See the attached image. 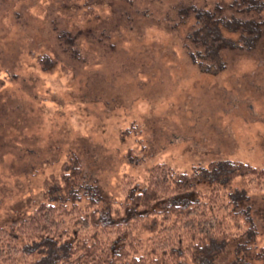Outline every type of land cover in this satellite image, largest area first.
<instances>
[{
  "label": "rangeland",
  "instance_id": "obj_1",
  "mask_svg": "<svg viewBox=\"0 0 264 264\" xmlns=\"http://www.w3.org/2000/svg\"><path fill=\"white\" fill-rule=\"evenodd\" d=\"M168 1L0 0V228L30 214L70 159L65 203H97L107 225L131 218L123 176L143 186L156 163L264 167L263 62L230 50L223 66L201 64L170 31ZM233 211L264 244V192Z\"/></svg>",
  "mask_w": 264,
  "mask_h": 264
},
{
  "label": "trees",
  "instance_id": "obj_2",
  "mask_svg": "<svg viewBox=\"0 0 264 264\" xmlns=\"http://www.w3.org/2000/svg\"><path fill=\"white\" fill-rule=\"evenodd\" d=\"M168 6L175 12L170 31L183 35V47L201 64L223 66L230 50L250 51L252 61L264 64V0H171ZM92 15L88 8L75 19L85 23ZM78 174L71 159L64 163L58 175L44 181L43 201L18 224L0 228V264L264 261V244L233 211L239 199L264 192V167L224 160L186 172L156 163L143 186L124 175L120 193L131 218L110 225L102 223L95 202L65 203ZM201 178L210 183L206 194L196 185ZM193 193L200 197L188 199ZM113 211L117 215L121 208Z\"/></svg>",
  "mask_w": 264,
  "mask_h": 264
}]
</instances>
